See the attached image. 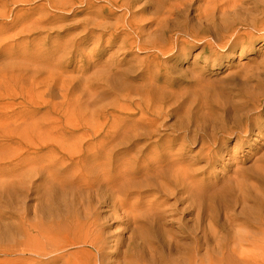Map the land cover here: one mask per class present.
Segmentation results:
<instances>
[{
  "label": "rangeland",
  "instance_id": "374dc122",
  "mask_svg": "<svg viewBox=\"0 0 264 264\" xmlns=\"http://www.w3.org/2000/svg\"><path fill=\"white\" fill-rule=\"evenodd\" d=\"M124 1L126 5L113 6L108 0H90L89 3L72 0L73 5L68 9H46L49 20L38 21L33 26L29 23L39 16L35 7L44 0L25 5L0 4V14L10 9L13 13L10 19L0 15V23L10 24L16 11H25L19 17V26L7 27V35H15V39L11 41L10 38L11 44L5 46L4 42L0 43V71L4 70L1 67L7 61H11L12 68L25 64L21 53L27 48L31 50L36 45L44 46L43 41L47 45L61 43L67 34L69 37L77 35L81 30L78 24L90 17L108 24L111 29L98 42L88 41L80 46L81 50L67 67L68 72L60 69L65 71V76H79L82 61L97 59L98 63L114 53L113 57L124 58L120 66L126 70L128 79L122 87L135 88L146 82L144 77L148 76V71L143 68L151 64L153 70L162 76L159 84L168 86V90L165 89L167 100L156 125L151 127L156 129L155 134L151 138H140L142 128L146 130L150 127L145 123L137 124L138 136L128 135L115 148L111 156L113 167L106 174L100 169L92 172L89 162H84L81 170L74 163L59 162L48 168V162L33 161L21 165L16 172L7 173L13 167L9 161L15 163L16 158L9 155L14 150L1 147L0 245L26 241L35 250H47L52 244L50 240L36 236L27 239L20 231V224L26 221L44 222L52 215L56 218L70 215L81 221L94 222L102 249L68 247L43 256L31 251L0 254V264H264V140L257 137L256 140L249 139L238 144L231 138L220 143L223 150L227 148V152L222 151V161L211 165L206 164L203 156L208 150L203 153L200 148L203 143L205 146L213 143L210 137L221 121L234 125L232 119L223 117L225 110L236 108V101H242L244 93L259 91V85L250 76L252 71L257 72L253 69L255 63H249L251 67L242 71V76L235 74L239 65L247 61L255 62L254 59L238 54L222 59L209 56L210 51L204 52L200 43L197 47L185 48L186 54L182 51L173 55L157 54L152 49L137 46L126 52L118 51L122 39L127 38L125 32L116 35L115 27L129 21L135 25L137 22L144 28L143 31L149 33L143 39L154 40L162 38L163 32L157 24L165 23L164 15L167 14L166 8L158 5L159 0ZM98 14L100 17H96ZM133 14L137 16L133 17ZM186 15L194 17L193 8L181 12L182 19H186ZM21 24H29V27L16 35ZM12 45H15L13 51L17 55L11 59L9 48ZM94 50L100 55L95 56ZM256 50L259 52L255 58L258 61L264 53L263 40L256 43ZM98 68L95 64L85 75ZM11 70L7 68L8 75ZM165 76L168 78L164 79ZM258 78L264 80L263 75ZM72 84L81 83L74 79ZM114 91L125 92L118 87ZM132 94L135 95L134 89ZM110 95L112 92L109 91L102 98L110 99ZM207 95L215 100V111L221 116L216 119L214 113L208 114L204 122L202 117L203 111L208 109L204 101ZM46 98L51 96L45 95ZM53 100L61 101L57 90ZM45 110V107L37 110L36 117L41 118ZM211 111L214 112L213 109ZM195 113L199 121H195ZM133 117L137 119L138 115ZM218 120L221 121L218 123ZM180 125L189 127L180 132L181 137H177L174 129ZM79 133L81 131L75 135ZM203 135L207 138L203 139ZM100 140L101 137L93 140V145ZM171 141L173 144L169 148ZM61 143L58 155L72 152L76 156L83 141L69 138ZM154 147L164 149L163 159L164 156L168 159L166 154L175 158L181 154L180 161L188 163L186 172L189 175L177 172L176 168H165L167 172L163 177V174L143 169L141 153ZM82 152L85 153L84 150ZM24 155L27 156L25 152ZM196 188L199 190L194 191ZM51 189L66 199L57 211H50L44 204Z\"/></svg>",
  "mask_w": 264,
  "mask_h": 264
},
{
  "label": "bare ground",
  "instance_id": "6f19581e",
  "mask_svg": "<svg viewBox=\"0 0 264 264\" xmlns=\"http://www.w3.org/2000/svg\"><path fill=\"white\" fill-rule=\"evenodd\" d=\"M31 1L36 0H0V4L7 6L11 2L13 4L24 3L22 5H25ZM75 1L90 2V0ZM108 1L113 6L114 4L122 6L127 3L124 0ZM130 1L136 3V0ZM131 2L128 4L130 5ZM72 5V0H44L38 7H35L39 10V16L29 24L33 26L38 21L49 20L45 13L48 8L64 10ZM158 5L165 7L167 13L164 15L166 22L157 24L163 32L162 38L143 39L149 33L143 31L144 28L137 22L135 25L131 21H126L127 23L124 25L114 28L117 32L116 35L125 32V38H127L122 39L118 51L126 52L137 46L138 48L152 49L157 54L170 53L173 55L181 51L182 54H186L185 48L197 47L200 43L204 52L208 51L207 53H209L210 51L209 56L213 55L222 59L228 56L233 58L238 54V56L245 55V58L255 61H247L241 66L239 65L235 69V74L242 76L240 73L247 67H251V64L249 66L248 64L255 63L253 69L257 70L255 72L257 74L252 71L250 76L259 85V91L244 93L245 97H241L242 101H236V108L225 110L223 117L228 120L232 119L234 125H229L226 121H217L218 123L221 121V124L213 129L210 137L213 143L207 146L203 143L200 147L203 153L208 150L203 154L206 164L211 165L222 161V151L227 152V148L225 147L223 150L220 143L231 138H234L238 144L246 140L249 141V139L256 140L257 137L264 140V113L262 112L264 111V80L258 78L261 75L264 76V53L261 54V59L258 61L255 59L259 53L256 50V43L264 41V0H159ZM191 8H193L194 17L186 15V19H182L181 12L190 11ZM23 12L25 11H16L10 24L0 23V43L4 42L3 46L11 44V41L15 39V35H7L9 29L7 27L19 26L17 23ZM12 14L10 9L3 10L0 15L5 19H10ZM102 15L104 17V14ZM135 15L137 16V14ZM135 15L132 16L135 17ZM96 17H100V15H96ZM29 24H21L16 35L26 31ZM78 27H81L79 33L73 37H69L67 34L64 37V42L47 45L43 41L42 45L45 47L36 45L31 50L25 49L21 53L25 64H18L17 68H12L11 61H7L6 65L1 67L4 70L0 71V149L7 147L14 150V153L9 155L16 158L15 163L13 160L9 161V165L13 167L7 173L16 172L21 165L25 166L33 161L34 163L48 162V168L59 162H68V165L74 163V166L81 167V170L84 162H89L92 172L100 169L106 174L113 167L111 156L115 148L123 143L128 135L138 136L137 124L145 123L150 127L146 130L142 128L139 133L140 138H151L156 132V129H151V127L156 125L158 116L167 100L168 86L159 84L162 76L158 71L153 70L152 64L143 68L148 71V76L144 77L146 82H141L135 88L122 87L128 79L126 70H122L120 66L124 58L113 57L114 53L98 63H96L97 59L93 61L89 59L88 62L82 61L83 64L78 69L80 74L77 77L64 75L65 71L68 72L67 67L73 61L76 53L78 54L81 50V45L88 41L98 42L111 29L108 24L90 17L84 18ZM9 49H11L9 58L12 59L17 55L13 51L15 45ZM94 52L95 56L100 55L97 51L94 50ZM95 64L100 68L94 70L90 75H85L89 68ZM7 68L12 69L10 75L7 74ZM61 68L65 71H60ZM140 77L143 78L142 73ZM167 78V76L164 77V79ZM74 79H77L81 84L73 85ZM116 87L124 89L125 92H115ZM133 89L135 95L132 94ZM56 90L61 96L60 102L53 100ZM109 91L112 92V95L109 96L110 99L102 98V95ZM45 95L51 96V98L44 99ZM207 96L204 101L207 103L205 105L208 109L203 111L204 114L202 113L204 122L207 121L208 114L214 113L216 119L221 116L219 112L215 111V100L209 95ZM42 107L46 108L45 113L41 118H37L35 113ZM137 115V119H134L133 116ZM194 115L195 121H199L198 114ZM130 122L134 124L129 125ZM188 127L184 125L175 127L176 136L181 137L180 132L187 130ZM80 131L81 133L75 135ZM132 131L135 132L130 133ZM98 137H101L100 142L93 145L92 141ZM69 138L78 142L82 140L81 150L76 156L72 152L67 154L62 152L61 155H58L61 142ZM196 138L197 135L194 140ZM204 138H207V135H203ZM172 144L173 141L168 147L171 148ZM30 149L33 151L29 152ZM44 150L47 152H43ZM83 150L85 153L82 152ZM162 151L164 152L163 148L154 147L149 152L141 153L143 169L157 175L163 174V177L167 172L165 168H176L177 172L189 175V172H186L188 163L180 161L181 154L176 158L166 154L168 159L165 156L163 159L161 158ZM24 152L27 156L24 155ZM198 190L199 188H196L194 191ZM215 197L217 196L212 198ZM64 200L66 201L64 195H56L51 189L44 199V204L50 211H57L58 206L65 202ZM69 216L56 218L52 215L49 220L46 219L44 222L26 221L20 224V231L27 239L36 236L50 240L52 244L47 250H35L26 241H18L8 246L0 245V254L12 255L31 251L35 255L43 256L51 252L57 253L68 247H88L89 250L100 251L102 242L97 236L94 222L81 221ZM33 232L35 233L32 234Z\"/></svg>",
  "mask_w": 264,
  "mask_h": 264
}]
</instances>
